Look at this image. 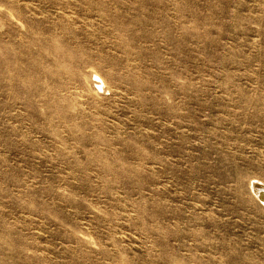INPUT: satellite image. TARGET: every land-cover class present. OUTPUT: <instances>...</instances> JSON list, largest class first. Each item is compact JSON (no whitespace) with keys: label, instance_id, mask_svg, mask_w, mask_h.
<instances>
[{"label":"rangeland","instance_id":"obj_1","mask_svg":"<svg viewBox=\"0 0 264 264\" xmlns=\"http://www.w3.org/2000/svg\"><path fill=\"white\" fill-rule=\"evenodd\" d=\"M258 185L264 0H0V264H264Z\"/></svg>","mask_w":264,"mask_h":264},{"label":"bare ground","instance_id":"obj_2","mask_svg":"<svg viewBox=\"0 0 264 264\" xmlns=\"http://www.w3.org/2000/svg\"><path fill=\"white\" fill-rule=\"evenodd\" d=\"M254 184V183H253ZM256 192V191H255ZM258 200L264 204V187L261 185L257 186V192Z\"/></svg>","mask_w":264,"mask_h":264}]
</instances>
